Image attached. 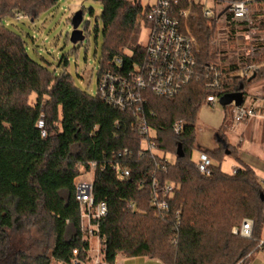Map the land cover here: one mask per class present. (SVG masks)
<instances>
[{
	"label": "trees",
	"instance_id": "trees-1",
	"mask_svg": "<svg viewBox=\"0 0 264 264\" xmlns=\"http://www.w3.org/2000/svg\"><path fill=\"white\" fill-rule=\"evenodd\" d=\"M57 2L0 0V264H51V258L71 264L75 249L85 257L89 242L83 240L75 194L76 181L91 162L106 169L94 178L93 197L108 206V215L99 220L98 236L110 264L119 253L162 264H248L253 255L264 251V243L259 247L264 189L256 171L242 163L236 173L222 171L218 163L226 156L240 162L224 135L225 127L216 133V149L206 152L212 161L209 175L197 170L192 153L197 115L209 94L246 95L253 82L264 79V59L256 60L262 68L255 78L231 77L239 70L238 63L224 69L220 92L197 81L175 97L146 92L143 115L158 152L152 154L143 150L144 139L136 131L139 119L133 112L116 111L98 95L91 97L78 89L66 70L57 75L34 61L22 36L6 28L5 21L18 13L33 22ZM102 2L105 44L98 75L120 72L114 60L121 56L127 71L144 53L142 46L135 48L131 58L125 53L137 22L143 19V9L124 0ZM198 12L190 23L202 67L213 62L209 46L217 23ZM60 63L67 66L66 55ZM181 120L186 125L175 136L172 127ZM125 149L132 156H120ZM126 167L131 176L122 179L117 168ZM155 180L161 187L174 185L166 198L170 210L165 217L152 205ZM244 219L254 221L251 239L232 233ZM27 232L50 256L32 258L26 250L13 247V235Z\"/></svg>",
	"mask_w": 264,
	"mask_h": 264
},
{
	"label": "built area",
	"instance_id": "built-area-1",
	"mask_svg": "<svg viewBox=\"0 0 264 264\" xmlns=\"http://www.w3.org/2000/svg\"><path fill=\"white\" fill-rule=\"evenodd\" d=\"M102 2V0H99ZM129 4L139 5L143 9V20L150 25L149 41L144 48V53L131 64V69L123 70L124 57L114 60L120 72L107 70L98 75L97 95L116 111H131L139 119L136 131L144 139L143 150L152 154L158 153L153 140V131L143 115V107L147 98L145 93L150 92L157 97H175L180 95L182 90L193 84L195 81L204 82L208 89L213 92H220L223 88L226 75L224 74V63H209L207 66L199 64L201 50L198 46L196 36L190 31L189 23L192 18L198 17V11H202L204 18L212 19L216 14L211 8L202 4L203 0H124ZM222 1V0H221ZM227 7L217 16L218 36L213 44L234 40L238 48V54H242L239 61V70L231 73L230 76L237 77L239 72L246 78H251L258 73L262 66L254 59L264 56V17L262 20L255 18V11L258 0H224ZM227 14L226 21L221 22L220 18ZM16 21L29 20L30 18L18 13ZM221 27V29H220ZM127 57H133L128 55ZM251 60V61H249ZM221 61V59H220ZM221 97L217 94H209L203 106L215 108ZM232 119L239 124L251 119L257 114V105L250 101V96L245 95L241 105L232 104ZM186 122L183 120L175 122L172 127L175 136H179L184 129ZM42 127V124H40ZM143 154V152H140ZM128 149L120 155H130ZM88 171L84 174L90 175L89 180L81 179L76 181V194L80 213L81 229L83 240L89 242V248L85 257H80L79 250H73L74 258L71 264H110L103 255V245L99 240V220L108 215V206L104 201L96 202L93 197L94 178L97 173L105 171V166L98 162L88 164ZM197 170L205 175L210 174L212 161L207 153H200L199 161L196 163ZM115 167V166H113ZM117 170L122 179L131 176L129 168ZM238 168L233 169L236 173ZM174 190L172 183L161 187L155 180L152 187V205L157 207L165 217L169 212L167 197ZM179 216V212H177ZM254 221L244 219L240 227H234L232 233L242 238H253ZM92 242L96 243L93 248ZM264 240H261L259 247Z\"/></svg>",
	"mask_w": 264,
	"mask_h": 264
},
{
	"label": "rangeland",
	"instance_id": "rangeland-1",
	"mask_svg": "<svg viewBox=\"0 0 264 264\" xmlns=\"http://www.w3.org/2000/svg\"><path fill=\"white\" fill-rule=\"evenodd\" d=\"M202 4L207 8H211L216 17L210 20L211 23L216 22L217 16L220 15L227 5L221 0H203ZM103 2L99 0H58L57 4L49 9L46 13L41 14L33 22L29 20L16 21L14 18H9L5 21L6 28L10 31L21 35L24 43H26V49L29 57L34 61L41 63L48 70L60 75L66 70L72 77L73 84L79 89L87 92L91 97L97 96L98 91V74L100 72V63L103 59V48L105 44L104 39V25L102 24V14L104 12ZM79 10L83 11V22L81 23V30L87 29L84 34L85 39L82 42L74 45L70 41L71 34L73 32V26L71 24L73 16ZM200 12H198V16ZM198 18V17H197ZM192 18V19H197ZM227 14H224L220 20L226 21ZM191 22V21H190ZM137 27L133 36L132 43L125 50V53L132 55L137 46L146 47L149 41L150 25L140 19L137 22ZM217 25V24H216ZM190 31L191 23H189ZM218 25L214 33V38L210 43L209 49L213 62L222 63V57L230 50L229 43L224 44L218 48L219 44H213V41L217 38ZM221 29V27H220ZM193 33V32H192ZM194 34V33H193ZM196 36V35H195ZM197 38V37H196ZM66 55L68 64L65 68L60 63L63 56ZM221 58V61H220ZM264 59V56L258 57V59ZM228 59V58H227ZM253 60H257L252 58ZM225 61V58H224ZM251 61V60H249ZM235 73V72H233ZM239 76L243 77L244 74L239 72ZM264 82V79L257 80L252 85H259ZM249 92H247L248 95ZM232 105L221 106L216 103L215 108H209L203 106L197 115L196 120V149L192 153V161L196 164L199 161L201 152H211L216 149L217 144V131L213 130L219 127L222 123V111L226 110L229 116L232 117ZM212 109V110H211ZM214 111V112H213ZM174 156H169L170 161H174ZM234 156H226L220 163L221 169L224 173H232L233 169L237 167ZM91 177L87 173L82 176V180H89ZM264 189V182L261 183ZM261 237L264 240V225L261 230ZM35 239H31L30 233H16L12 238V245L16 249H23L27 251V254L32 258L46 254L50 256V252L46 251L44 247L40 248L34 244ZM93 248L96 247V243L92 242ZM141 263L137 264H162L160 261H154L150 263L146 258L139 260ZM51 264H64L56 262L51 258ZM251 264H264V251H259L253 258Z\"/></svg>",
	"mask_w": 264,
	"mask_h": 264
},
{
	"label": "crops",
	"instance_id": "crops-1",
	"mask_svg": "<svg viewBox=\"0 0 264 264\" xmlns=\"http://www.w3.org/2000/svg\"><path fill=\"white\" fill-rule=\"evenodd\" d=\"M222 1L225 3L224 0ZM257 4L258 5L255 11V18L262 20L264 17V0H258ZM260 30L264 31V29H260ZM228 46L230 50L233 49V52L229 51L228 53L224 54V56L222 57L223 58L222 63H224L225 69L226 68L228 69L236 65L237 63L239 64L240 57L242 55V54H238L239 51L238 48L236 47L234 40H232ZM247 91L249 92L248 95L250 96V101H254L255 104L257 105L256 116H254L251 119H247L242 123L237 124L234 122V120L230 115L231 121L229 123L228 120L229 116L226 113L227 111L224 110L222 111V119H221L222 123L219 124L218 128L213 130L218 131L222 127H225L224 135H227L230 144L236 150V157H238L240 161V162L237 161L234 162L235 165H237V167L235 168H239L241 163L248 165L254 171H256V175L259 178L260 182L262 183L264 182V82L260 83L259 85H253L250 88V90ZM255 255H253L250 258L248 264H251L252 258ZM144 258L149 260L150 263L152 262V260L159 261L156 259H150L148 257H144ZM144 258H139V257L128 258L124 254L119 253L117 254L114 264H137V263H141L139 260ZM145 264H148V262L147 263L145 262Z\"/></svg>",
	"mask_w": 264,
	"mask_h": 264
},
{
	"label": "water",
	"instance_id": "water-1",
	"mask_svg": "<svg viewBox=\"0 0 264 264\" xmlns=\"http://www.w3.org/2000/svg\"><path fill=\"white\" fill-rule=\"evenodd\" d=\"M83 22V11L79 10L76 12V14L73 16L71 24L73 26V32L70 37V41L74 44L77 45V43L84 41L85 36L83 33V30L80 29V25ZM256 76L253 75L252 78H255ZM244 93L243 92H238V93H227L224 94L223 97L220 98L219 104L221 106H228L234 104L235 106L241 105L244 101ZM179 151V156H183V153L181 151V147L179 146L178 148ZM229 153V152H227ZM262 201H264V194L261 195Z\"/></svg>",
	"mask_w": 264,
	"mask_h": 264
}]
</instances>
